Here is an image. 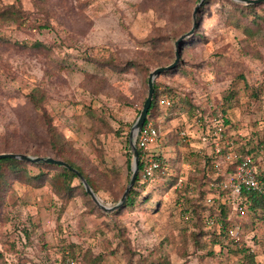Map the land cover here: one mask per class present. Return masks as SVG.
<instances>
[{"label":"rangeland","instance_id":"rangeland-1","mask_svg":"<svg viewBox=\"0 0 264 264\" xmlns=\"http://www.w3.org/2000/svg\"><path fill=\"white\" fill-rule=\"evenodd\" d=\"M199 2L0 0V10L21 11L15 23L0 20V148L13 142L29 156L53 157L28 101L40 89L67 157L107 207L120 201L131 176L128 135L148 75L174 61L175 41L201 17L178 68L154 80L161 142L151 151L162 160L155 180L137 184L133 205L112 213L84 194L78 178L62 198L48 181L10 180L0 194V264H90L99 255L100 264H243V248L264 264V211L239 213L238 200L226 202L233 209L220 236L215 209L229 195L210 185L234 172L222 175L241 147L264 174V4L241 12L245 4L233 0ZM223 120L215 154L213 128ZM204 155L220 162L207 184Z\"/></svg>","mask_w":264,"mask_h":264},{"label":"trees","instance_id":"trees-1","mask_svg":"<svg viewBox=\"0 0 264 264\" xmlns=\"http://www.w3.org/2000/svg\"><path fill=\"white\" fill-rule=\"evenodd\" d=\"M264 3H259V4H248V5H243L240 7V11H246V12H250L253 11V8H255L258 5H261ZM205 6V3L202 5V7ZM201 7V8H202ZM200 11V9H199ZM198 11V13H199ZM21 18V11L17 8L14 7L13 5H8L5 8H2V10H0V20L2 21H6V22H11V23H15L17 21V19ZM201 17L198 15L197 17V26H196V30L199 28V24L201 23ZM200 22V23H199ZM196 30L194 31V33L184 39L178 46L177 51L179 53V62L178 65L175 69L167 71V72H171L174 71L178 68L180 61L182 60V55L184 53V51H186L187 46H188V41H190L191 39H193L194 37L197 36ZM38 46H41L40 44H38ZM174 58H175V52H174ZM131 65L130 67L134 66L135 64H129ZM138 67L141 68V66L138 64ZM165 72V73H167ZM148 75L149 71H146ZM164 74V73H163ZM162 75V74H161ZM160 76V75H159ZM157 86L154 83V93H153V97H152V102L148 111V115L146 118V121L148 120H152V117H154V110H156L157 106H159V102H160V97H158V93H157ZM45 100V94L40 90V89H36L35 91L31 92L29 94V104L31 106V108L34 110L35 112V120H33L34 125L45 131L47 140H48V144H49V149L50 152L53 153V157L54 159H58V160H62L64 162H66L67 164H69L73 169H76L87 181V183L90 185V187L93 189V191L95 193H97V189L95 188V185L93 183V181L87 176L85 175V173L83 172V170L77 166L71 159H69L67 157V151L65 149V140L63 139V137L56 131L55 127L52 124V118L46 113V111L42 108V103ZM37 120V121H36ZM224 124L222 125H226L227 121L223 120ZM155 128L158 130L156 124H154ZM32 131H30L28 133V135H30L31 137L35 138V140H38L39 135H37L36 133L31 134ZM24 146H19V145H15L13 142H7V144L5 146H2L0 148V154L2 153H17V154H29L28 150L23 149ZM26 148V147H25ZM138 151V156H139V165H138V175L135 181L134 186L132 187V189L130 190L128 197H127V201L125 203V205L122 208L128 207V206H132L134 203V200L137 197V192H136V187L137 184L140 183V179H141V175L143 173V169H144V160H143V153L141 152L140 149H137ZM131 152H129V156ZM45 153H40L39 151H32L30 153V155L32 156H42ZM238 158L235 159L233 161V163L225 165L227 167H225L223 169V176L225 173H230L233 172L235 167L239 164V162L241 161L242 158H244L245 156H250L254 162V164L256 165V159L254 156V153L252 150L246 149L245 147H241L240 149H238ZM202 158V160H204V179L205 181L203 183H208L212 181L211 178V174L213 173L211 170L212 164L214 162V158L212 155H204V156H200ZM128 165L130 166V161L128 162ZM29 167H35L39 169V173L37 175L31 176L29 174ZM44 169H55L57 171H55L52 175H50V173H45L43 170ZM130 169V168H129ZM212 173H211V172ZM259 173V172H258ZM261 173V172H260ZM259 173V179L261 180L263 187H264V174H260ZM222 176V177H223ZM221 178V176L217 177V179L219 180ZM20 180L22 181L24 184L26 185H30L33 187H38L40 184L44 183L45 181H48L51 185L52 188L54 190V192L56 193V195L59 198H62L64 196H69L70 194H72L73 192V186H72V182L74 180L77 179V176L75 174H73L71 171L60 167V166H56V165H43V164H34V163H29V162H24V161H20V160H16V159H2L0 160V194L2 192V188L6 185H9L10 180ZM211 180V181H210ZM84 194L86 196H89L85 190L83 189V186L80 184ZM224 191H220L219 196L223 195ZM218 207L215 212L217 218L215 220V223H218L221 225V233L220 236H223L227 231H228V226L230 224V220H229V214H231L232 211V207L229 206L228 204H226V202H222V200H217ZM237 204V203H236ZM205 210H214V208H210L206 206L204 207ZM240 210L246 212V211H251L254 213V215H256V211H264V191L263 192H254V191H249L247 189H243L241 192V196L238 200V205H237V209L236 211L240 213ZM239 253L242 254V260H243V264H256L255 260H254V255L247 253V249L243 248L240 251H238ZM91 254H89V252H86L84 254V259H88L89 256ZM1 257V254H0ZM102 260V257L99 255L97 257H95L94 259L90 260L88 259L90 264H100ZM164 264H166L165 262H163Z\"/></svg>","mask_w":264,"mask_h":264},{"label":"built area","instance_id":"built-area-1","mask_svg":"<svg viewBox=\"0 0 264 264\" xmlns=\"http://www.w3.org/2000/svg\"><path fill=\"white\" fill-rule=\"evenodd\" d=\"M163 104L167 103L166 98L161 101ZM213 137L215 139V149L214 153L219 154V149L217 145L223 138V126L221 123L217 124L213 128ZM185 133H182L184 135ZM213 139V140H214ZM160 141V134L153 124V120L145 121L142 129L140 130L138 136L135 140V145L137 149H140L143 153L144 169L141 175L140 182H151L155 180L157 174L161 170L162 160L161 156L152 152L151 149L155 148ZM226 160L230 159V155L225 156ZM212 170L216 173L220 171V162L214 161L212 164ZM214 189L219 188L220 190L226 192L229 197L225 202L229 204H236V200H239L241 192L243 189L254 192H263L264 187L259 179V173L250 156H245L241 159L239 164L235 167L232 174H229L221 182H214L210 184ZM187 220V216L185 217Z\"/></svg>","mask_w":264,"mask_h":264},{"label":"water","instance_id":"water-1","mask_svg":"<svg viewBox=\"0 0 264 264\" xmlns=\"http://www.w3.org/2000/svg\"><path fill=\"white\" fill-rule=\"evenodd\" d=\"M203 0H200L199 5L202 3ZM235 2L238 3H242V4H259V3H263L264 0H233ZM195 16V12L193 13V17ZM194 33V28H192L189 32L183 34L182 36H180L174 43L175 46V58L174 61L169 64L168 66H163V67H158L156 69H154L152 72L149 73L148 78H147V97L143 103L142 109L137 117V119L135 120V122L133 123V125L131 126L129 135H128V142H129V147L132 153V163H131V176L128 182L127 187L125 188L120 201L112 207H107L105 205H103L100 200L96 197L95 193L93 192L92 188L90 187V185L87 183L86 179L76 170L73 169L69 164H67L66 162L62 161V160H58V159H54L52 157H40V156H29L26 154H17V153H2L0 154V160L2 159H16V160H20V161H24V162H29V163H34V164H49V165H56V166H60L63 167L69 171H71L73 174H75L77 176V178L80 180V182L82 183V186L85 190V192L89 195V197L91 198V200L93 201V203L103 212L105 213H112L116 210H118L119 208L123 207L127 201V197L128 194L130 192V190L132 189V187L135 184L137 175H138V165H139V156H138V151L135 145V140L136 137L138 136L140 130L142 129L147 115H148V111L152 102V97H153V93H154V80L156 77H158L159 75L173 70L177 67L178 62H179V53L177 51V48L179 46V44L186 38L190 37L192 34Z\"/></svg>","mask_w":264,"mask_h":264},{"label":"crops","instance_id":"crops-1","mask_svg":"<svg viewBox=\"0 0 264 264\" xmlns=\"http://www.w3.org/2000/svg\"><path fill=\"white\" fill-rule=\"evenodd\" d=\"M159 142H161V139H160V141ZM155 152V151H154Z\"/></svg>","mask_w":264,"mask_h":264}]
</instances>
